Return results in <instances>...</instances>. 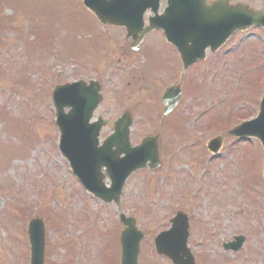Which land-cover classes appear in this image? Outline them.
<instances>
[{
	"label": "rangeland",
	"instance_id": "1",
	"mask_svg": "<svg viewBox=\"0 0 264 264\" xmlns=\"http://www.w3.org/2000/svg\"><path fill=\"white\" fill-rule=\"evenodd\" d=\"M253 31L192 66L181 106L163 126L164 164L126 183L122 210L145 234L139 264H171L153 240L177 211L191 216L188 247L196 264H264L262 148L227 134L239 123L237 112L257 114L263 94L264 68L253 58H264V34ZM150 37L133 54L122 31L101 25L83 0H0V264H29L27 226L45 211V264H120L118 211L91 198L58 151L51 91L80 78L100 80L104 101L95 115L115 120L131 110L138 142L158 131L156 96L162 80L179 71L163 38ZM209 124L214 130H204ZM225 135L217 157L201 145ZM236 235L246 237L243 248L224 251Z\"/></svg>",
	"mask_w": 264,
	"mask_h": 264
},
{
	"label": "water",
	"instance_id": "2",
	"mask_svg": "<svg viewBox=\"0 0 264 264\" xmlns=\"http://www.w3.org/2000/svg\"><path fill=\"white\" fill-rule=\"evenodd\" d=\"M147 1L143 0V3ZM84 3L103 24L130 26L128 22L138 24V14L135 9L141 5L142 0H135L133 3L131 0H84ZM119 16L129 18L128 22ZM200 16H202L201 13ZM197 22L201 21L191 20V26H188L191 33L186 37L182 35L171 38L180 47L185 68L193 58L203 59L208 46H211L212 51L217 50L236 30H243L254 24L264 25V12L239 7L234 14L224 13L218 20H206L203 24L208 25L207 27H195L194 24L199 25L203 21ZM142 39L143 36H134L133 50L139 49ZM99 90L98 83H93L88 91H85L82 83L67 84L55 89L53 100L56 106L57 123L62 134L60 149L89 192L108 202L114 200L118 205L125 181L132 172L146 166L148 160H151L152 169L160 167L159 143L158 137H151L141 146L132 148L129 138L133 118L130 112H126L114 124L115 133L103 146L99 147V131L106 122L101 121L93 126L88 124L93 111L103 99ZM179 96L178 91L175 98H172V107L179 100ZM66 107L70 108L67 114L64 113ZM230 134L240 137L256 136L264 146V97L259 116L232 130ZM213 146L216 149L219 143H213ZM113 147L116 149L113 150ZM122 154L124 157H121ZM104 167L112 180L111 188L105 186V175L101 172ZM179 216L180 214L173 220V228L170 231L163 232L156 238V248L160 254L169 256L174 264H194V258L187 248V218L183 217V221H180ZM121 220L125 224L121 237L123 248L121 264H138L139 243L143 234L137 230L134 219L121 215ZM29 234L32 248L31 264H43L45 247L43 222L38 218L32 220ZM244 241V237H236L233 243L224 244V248L236 251Z\"/></svg>",
	"mask_w": 264,
	"mask_h": 264
},
{
	"label": "flooded vegetation",
	"instance_id": "3",
	"mask_svg": "<svg viewBox=\"0 0 264 264\" xmlns=\"http://www.w3.org/2000/svg\"><path fill=\"white\" fill-rule=\"evenodd\" d=\"M214 1H218V0H208V3H212ZM230 4L234 5L238 2H240L241 0H229ZM250 5H255V7L257 6V8L261 9L263 7V0H252L251 3H249ZM167 7V1L166 0H161L159 3V7H158V13L162 14L165 10V8ZM150 17V13H146V22L148 20V18ZM155 34L159 35L160 37H164L163 31L162 30H157L154 32ZM172 51V54L174 57L177 58L178 62H179V58H178V54L177 51L174 47L170 48ZM162 60V59H161Z\"/></svg>",
	"mask_w": 264,
	"mask_h": 264
}]
</instances>
